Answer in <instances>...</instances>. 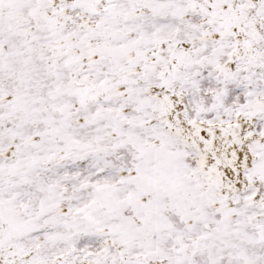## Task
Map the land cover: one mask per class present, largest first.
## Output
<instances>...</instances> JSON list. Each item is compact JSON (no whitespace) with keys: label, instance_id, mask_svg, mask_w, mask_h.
<instances>
[{"label":"snow or ice","instance_id":"obj_1","mask_svg":"<svg viewBox=\"0 0 264 264\" xmlns=\"http://www.w3.org/2000/svg\"><path fill=\"white\" fill-rule=\"evenodd\" d=\"M0 264H264V0H0Z\"/></svg>","mask_w":264,"mask_h":264}]
</instances>
